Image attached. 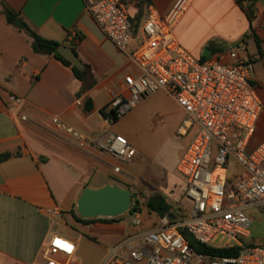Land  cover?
<instances>
[{
	"label": "crops",
	"instance_id": "crops-1",
	"mask_svg": "<svg viewBox=\"0 0 264 264\" xmlns=\"http://www.w3.org/2000/svg\"><path fill=\"white\" fill-rule=\"evenodd\" d=\"M179 1L122 0L133 27L127 52L143 43L141 29L150 10L165 16ZM0 5V156L13 155L0 163V264H45L44 253L56 235L75 244L72 264H101L117 244H135L144 232L158 227H152L155 218L149 214L148 221L141 216L140 227L127 221L130 213L115 221L97 218L89 223L72 215L77 214V201L85 188L128 189L122 180L138 182L148 172L147 167L135 168L141 156L138 147L132 145L137 155L124 164L95 142L105 132L114 134L121 117L109 121L102 111L115 95L126 92L125 78L139 75V69L101 31L84 0H0ZM3 7L16 14L28 31L73 49L84 66L80 71L89 70L92 84L88 80L90 86L84 88L72 64L35 53L28 31L8 22ZM253 11L252 23L241 0H188L174 35L184 50L201 61L222 54L232 64L235 60L229 54L234 51L240 58L258 57L252 84L263 112L251 141V147H256L264 143V6L260 0ZM11 96L22 101L15 104ZM54 117L94 140L77 142L53 124ZM114 166H120L122 173H115ZM151 175L163 179L172 174L154 169Z\"/></svg>",
	"mask_w": 264,
	"mask_h": 264
},
{
	"label": "built area",
	"instance_id": "built-area-1",
	"mask_svg": "<svg viewBox=\"0 0 264 264\" xmlns=\"http://www.w3.org/2000/svg\"><path fill=\"white\" fill-rule=\"evenodd\" d=\"M84 2L101 31L139 69V75L125 78L126 92L115 95L106 107L107 120L113 115L120 118L145 98L164 92L185 113L178 135L185 137L196 129L176 165L184 178L182 196L191 202V208L179 206L175 221L168 216L161 219L157 228L144 232L135 244H117L101 264H264V244L250 241L253 213L264 217V143L251 147L263 112L252 84L258 57L244 59L234 51L229 57L235 62L228 64L222 54L201 61L184 50L174 30L188 0L179 1L165 16L150 10L141 29L143 43L128 53L133 27L122 0ZM243 5L248 11L252 2L245 0ZM10 100L15 104L22 101L17 96ZM52 122L79 143L94 140L57 117ZM95 142L120 163L128 164L137 155L131 143L111 132ZM231 166L235 169L229 173ZM113 170L122 173L120 166ZM130 214L133 225L140 227L141 214ZM184 234L210 248H240L239 254H197ZM75 252L72 241L53 236L44 253L45 264H72Z\"/></svg>",
	"mask_w": 264,
	"mask_h": 264
},
{
	"label": "rangeland",
	"instance_id": "rangeland-1",
	"mask_svg": "<svg viewBox=\"0 0 264 264\" xmlns=\"http://www.w3.org/2000/svg\"><path fill=\"white\" fill-rule=\"evenodd\" d=\"M183 118L181 109L175 105L172 98L166 93L159 92L145 98L134 109L123 115L119 124L115 125L113 133L139 148L141 156L135 168L141 170L147 167L148 169L138 182L122 180L121 185L145 197L162 193L175 209L180 210L178 206L180 205L189 210L191 202L181 194L184 178L177 173L176 165L195 135L196 129L185 137L179 136L178 128ZM154 169L162 172L170 171L172 175L158 179L151 175ZM233 169L235 166L229 167L228 172L231 173ZM143 215L148 221V214H141L142 217ZM253 216L254 224L251 228L250 241L264 244V217L258 213H253ZM154 218L155 223L152 227H157L160 219L155 216ZM126 219L133 223V217H126ZM69 232H71L70 229Z\"/></svg>",
	"mask_w": 264,
	"mask_h": 264
},
{
	"label": "trees",
	"instance_id": "trees-1",
	"mask_svg": "<svg viewBox=\"0 0 264 264\" xmlns=\"http://www.w3.org/2000/svg\"><path fill=\"white\" fill-rule=\"evenodd\" d=\"M244 2L245 0H241ZM252 2V5L250 6L248 12L249 19L253 23L254 21V11H253V5L255 2L259 0H249ZM2 12L6 15L8 22L13 23L14 20L16 19V14L11 12L8 8L3 7ZM138 32V30L134 31V33ZM29 35L32 37V49L34 50L35 53L42 54V55H53L59 60H61L65 65L72 66L70 62L67 60L63 59L59 54H58V48L60 47V44L56 41L53 40H48L45 38H42L38 34H36L33 31H28ZM255 41L259 45V41L256 39L254 36ZM72 70L75 74V76L80 80L82 83H84V88H88L90 85H87L88 80H92V76L89 72L88 69H86L84 72H81L77 68L72 66ZM93 80L91 81L92 84ZM104 116L105 114V109L102 111ZM119 117L116 115L112 116L111 121H117ZM13 155L10 153H5L0 156V163L2 161L8 160L12 157ZM132 204L134 205L132 210H130L129 213L133 212H139L140 214H149V215H154L158 219H163L169 215L175 216V218L179 215V209H175L172 203H170L167 199V197L162 194L158 193L149 197L145 196H140L138 197L137 200L132 201ZM175 209V210H174ZM73 217L75 218L76 221L82 222V223H89L93 220L91 219H82L80 218L75 212H72ZM112 221H115L117 219H110ZM186 239L189 242L190 248L193 252L197 254H207V255H214V256H220V257H234L239 254L240 248H234L231 250H218L214 248H210L208 246H205L199 242H197L193 237H191L189 234H184Z\"/></svg>",
	"mask_w": 264,
	"mask_h": 264
},
{
	"label": "water",
	"instance_id": "water-1",
	"mask_svg": "<svg viewBox=\"0 0 264 264\" xmlns=\"http://www.w3.org/2000/svg\"><path fill=\"white\" fill-rule=\"evenodd\" d=\"M260 2L264 6V0ZM13 24L20 30L28 31L19 18L15 19ZM58 54L78 70H84V66L73 49L60 45ZM138 197L137 193L114 185H107L97 190L85 188L78 198L76 211L82 219H117L130 212L132 201L137 200ZM168 218L172 222L175 221L173 215H169Z\"/></svg>",
	"mask_w": 264,
	"mask_h": 264
},
{
	"label": "snow or ice",
	"instance_id": "snow-or-ice-1",
	"mask_svg": "<svg viewBox=\"0 0 264 264\" xmlns=\"http://www.w3.org/2000/svg\"><path fill=\"white\" fill-rule=\"evenodd\" d=\"M56 243H57V244H59V243H61V242L57 241ZM67 247H69V248H70V246H67Z\"/></svg>",
	"mask_w": 264,
	"mask_h": 264
}]
</instances>
